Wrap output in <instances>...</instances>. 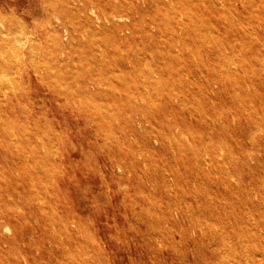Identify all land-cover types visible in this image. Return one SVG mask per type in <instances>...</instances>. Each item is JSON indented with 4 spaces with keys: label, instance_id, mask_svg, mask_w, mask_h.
I'll list each match as a JSON object with an SVG mask.
<instances>
[{
    "label": "rangeland",
    "instance_id": "1",
    "mask_svg": "<svg viewBox=\"0 0 264 264\" xmlns=\"http://www.w3.org/2000/svg\"><path fill=\"white\" fill-rule=\"evenodd\" d=\"M1 68L0 264H264V0H0Z\"/></svg>",
    "mask_w": 264,
    "mask_h": 264
},
{
    "label": "bare ground",
    "instance_id": "2",
    "mask_svg": "<svg viewBox=\"0 0 264 264\" xmlns=\"http://www.w3.org/2000/svg\"><path fill=\"white\" fill-rule=\"evenodd\" d=\"M170 9V8H169ZM185 12V11H184ZM175 13V12H174ZM119 18H124V17H128L127 16V14H120V15H117ZM106 19V21H108V22H110L111 21V19L109 18V17H106L105 18ZM131 20V19H130ZM207 21V20H206ZM208 36V35H207ZM207 37H205V39H206ZM207 40V39H206ZM212 40V39H211ZM6 44H8L7 42H6ZM10 48V47H9ZM3 48H1V50H2ZM217 54V53H216ZM215 55V54H214ZM214 57V56H213ZM7 58V57H6ZM8 60V59H7ZM10 60V59H9ZM5 64H6V62H5ZM0 70H2V68L0 69ZM198 70V69H197ZM224 70V69H223ZM225 71H227V70H225ZM198 73V72H197ZM3 75H6V73L4 74L3 73ZM203 75V74H202ZM1 76V75H0ZM7 77V76H6ZM1 78V77H0ZM4 78H5V76H4ZM3 79V78H2ZM1 79V80H2ZM223 79V78H222ZM5 80H6V78H5ZM206 80V79H205ZM214 80V79H213ZM2 82V81H1ZM222 82V81H221ZM7 83V82H6ZM231 83V82H230ZM4 84V83H3ZM203 85V84H202ZM262 96V95H261ZM262 98V97H261ZM203 102V101H202ZM202 121V120H201ZM182 135H184V134H182ZM185 135H186V133H185ZM260 136V135H259ZM177 138V137H176ZM226 141V140H225ZM231 146V145H230ZM208 149V148H207ZM205 151V150H204ZM205 153V152H204ZM231 156V155H230ZM224 158V157H223ZM227 159V158H226ZM204 160V159H203ZM206 161H208V160H206ZM218 162V161H217ZM197 163V162H196ZM202 163V162H201ZM214 163V162H213ZM164 167V166H163ZM162 169V168H161ZM190 181V180H189ZM192 185V184H191ZM88 247V246H87ZM88 249V248H87Z\"/></svg>",
    "mask_w": 264,
    "mask_h": 264
}]
</instances>
